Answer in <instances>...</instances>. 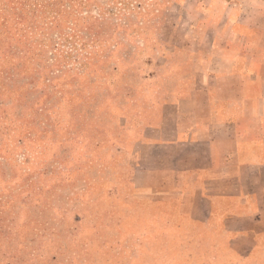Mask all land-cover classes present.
<instances>
[{
	"label": "rangeland",
	"instance_id": "1",
	"mask_svg": "<svg viewBox=\"0 0 264 264\" xmlns=\"http://www.w3.org/2000/svg\"><path fill=\"white\" fill-rule=\"evenodd\" d=\"M236 16L264 0H0V264H210L127 141Z\"/></svg>",
	"mask_w": 264,
	"mask_h": 264
},
{
	"label": "crops",
	"instance_id": "2",
	"mask_svg": "<svg viewBox=\"0 0 264 264\" xmlns=\"http://www.w3.org/2000/svg\"><path fill=\"white\" fill-rule=\"evenodd\" d=\"M239 17L196 44L127 141L133 187L167 203L210 264H264V25Z\"/></svg>",
	"mask_w": 264,
	"mask_h": 264
}]
</instances>
